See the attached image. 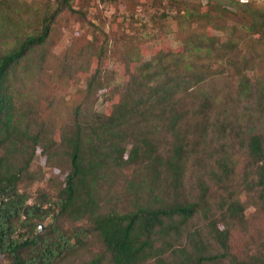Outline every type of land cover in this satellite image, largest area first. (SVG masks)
<instances>
[{"label":"trees","instance_id":"trees-1","mask_svg":"<svg viewBox=\"0 0 264 264\" xmlns=\"http://www.w3.org/2000/svg\"><path fill=\"white\" fill-rule=\"evenodd\" d=\"M263 71L256 2L0 0L2 264H264ZM37 76L74 90L60 122L27 93ZM59 149L67 171L32 198V161L53 167ZM118 177L130 210L102 203Z\"/></svg>","mask_w":264,"mask_h":264},{"label":"rangeland","instance_id":"rangeland-1","mask_svg":"<svg viewBox=\"0 0 264 264\" xmlns=\"http://www.w3.org/2000/svg\"><path fill=\"white\" fill-rule=\"evenodd\" d=\"M27 1L29 2V0ZM204 3L205 2L202 1V5ZM116 8L119 9L121 13L122 12L126 13V10L123 6L117 5ZM115 9L113 7H110L109 9H105L104 15L106 17H109L115 11ZM137 12L138 13L141 12L142 14L141 10H138ZM142 17H145V15L142 14ZM74 28L76 29L77 26H75ZM174 33H175L174 27L172 31H168L166 33L165 35L166 39L165 40L163 39L164 45L171 47V48H175L177 46L174 40V36H175ZM68 36H71V34L64 33L63 36L60 38V40L56 43L55 45L56 48L53 49V52H55L57 55H60L62 50H64L67 46H69L70 43H69ZM153 44L155 43L154 42L148 43L147 46L143 48L142 51H143L144 57L149 56L150 51H151V46ZM94 67H95V64L91 62L87 73L77 74L73 76V78L71 79V83H70L71 86L73 88H84L85 82L88 79V75L90 72H92ZM101 67H102L101 68L102 69V74H101L102 80H106L109 83H111L113 79L115 80V82H117L120 79L117 75V72L120 73L121 75H124V72H125L124 67L121 66L117 60L111 57H107L106 59H104L101 63ZM263 75H264V71H263ZM47 79L48 78L45 76H42V77L37 76L35 78L29 79L30 81L26 85V90H27V93L39 96L37 97L39 98L40 105L42 106L41 110H44V107L48 103H51L53 106V110L50 113L55 119H57V122H60L61 118L66 115V106L68 107L72 106L73 99L75 97V95H73L74 90L71 89L70 87L66 88L62 84L52 85L50 84V82H48L49 80ZM39 81L41 83H39ZM115 82L112 83V85L115 84ZM227 83L229 84V82L226 79L222 78V79L217 80L214 83L209 84L208 88L213 91L219 90V92H221L225 88L227 89V87H225ZM101 101L102 99L95 100V97H91L90 99L91 105L94 104V107L97 105L96 109L98 110L100 109ZM55 138H56V135H55ZM57 154L58 156L55 159V163L53 167H46V166L43 167L41 165L42 160L39 157H35L34 160L32 161L31 166H30V174L33 179H31L29 186H27L26 188V190L32 195V198L36 194V190L38 188L45 187L48 180L52 178L61 179L62 173L64 174L67 171L68 166L66 164V161H65L66 158L62 152V149L57 150ZM118 178L119 179H116L110 182L111 187L113 188L109 187L110 195L108 194V192H106L102 198V203L105 206L110 207V208H116L118 210H130L133 204L129 200L128 195H126L125 193L121 191V189L125 187V180L120 177ZM64 223L65 225L70 224V222L68 221H65ZM42 225H43L42 232H44V227L46 224L44 223ZM77 262L78 261L75 262L73 259H68L65 264H76ZM2 263L3 262L0 260V264Z\"/></svg>","mask_w":264,"mask_h":264},{"label":"built area","instance_id":"built-area-1","mask_svg":"<svg viewBox=\"0 0 264 264\" xmlns=\"http://www.w3.org/2000/svg\"><path fill=\"white\" fill-rule=\"evenodd\" d=\"M241 4H247L249 2H256L264 6V0H238Z\"/></svg>","mask_w":264,"mask_h":264},{"label":"water","instance_id":"water-1","mask_svg":"<svg viewBox=\"0 0 264 264\" xmlns=\"http://www.w3.org/2000/svg\"><path fill=\"white\" fill-rule=\"evenodd\" d=\"M43 231V225H39L37 229V233H41Z\"/></svg>","mask_w":264,"mask_h":264}]
</instances>
